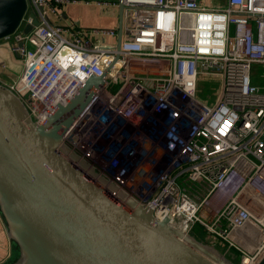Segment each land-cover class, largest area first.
Returning a JSON list of instances; mask_svg holds the SVG:
<instances>
[{
    "label": "built area",
    "instance_id": "obj_1",
    "mask_svg": "<svg viewBox=\"0 0 264 264\" xmlns=\"http://www.w3.org/2000/svg\"><path fill=\"white\" fill-rule=\"evenodd\" d=\"M91 1L26 0L0 40V67L5 52L21 71L11 80L0 71V84L40 124L103 76L64 134L68 148L157 220L185 233L199 225L211 244L237 250L239 264H255L264 245L251 254L231 235L264 227L251 209L264 207V0H120L119 49L106 41L114 29L63 24V5ZM199 77L218 80L210 105L195 96ZM216 196L225 198L218 210Z\"/></svg>",
    "mask_w": 264,
    "mask_h": 264
},
{
    "label": "water",
    "instance_id": "obj_2",
    "mask_svg": "<svg viewBox=\"0 0 264 264\" xmlns=\"http://www.w3.org/2000/svg\"><path fill=\"white\" fill-rule=\"evenodd\" d=\"M25 11L26 0H0V40L16 31ZM117 19L119 49L120 0ZM103 81L91 76L40 124L0 84V216L16 251L6 264H239L168 218L157 220L64 143ZM256 264H264V254Z\"/></svg>",
    "mask_w": 264,
    "mask_h": 264
},
{
    "label": "crops",
    "instance_id": "obj_3",
    "mask_svg": "<svg viewBox=\"0 0 264 264\" xmlns=\"http://www.w3.org/2000/svg\"><path fill=\"white\" fill-rule=\"evenodd\" d=\"M105 1H109L111 4L105 7L98 6L95 4V0H92L89 4L76 3L63 5L61 7L63 20L71 25L68 27H71L75 30L85 29L82 28V26L87 28V26L104 25L105 27L114 29L117 33L118 0ZM116 40L117 36L115 38L107 39L106 41L112 44H116ZM1 54L3 55L2 63L5 68L4 71H6L7 74H4L3 78H6L8 80L15 79L21 71V64L14 58L5 55V52H1ZM224 201L225 198L223 196H216L211 202L212 208L214 210H218L223 205ZM251 209L256 212L259 218L264 217V207H261L256 203H252ZM231 239L233 241V244L239 250L250 252L251 254H253V252L258 251L264 245V227H255L251 225L245 226L239 230H235L231 235ZM13 253V244L8 240L6 236L4 222L0 216V264H6L9 259L12 258ZM261 255L262 254H259L258 259L261 257ZM229 257L233 258L230 255ZM238 257L239 261V252Z\"/></svg>",
    "mask_w": 264,
    "mask_h": 264
},
{
    "label": "rangeland",
    "instance_id": "obj_4",
    "mask_svg": "<svg viewBox=\"0 0 264 264\" xmlns=\"http://www.w3.org/2000/svg\"><path fill=\"white\" fill-rule=\"evenodd\" d=\"M105 11H106V9H105ZM63 24L65 26H71L69 23H67L65 21L63 22ZM82 28L94 29V28H108V27H105L104 25H100V26L98 25V26H87V28L82 26ZM2 70H4V69L0 67V71H2ZM4 74H6V71H4ZM218 91H219V83H218L217 79H213L212 81H208V80H206V79H204L202 77L198 78L195 96H196V98L199 101L205 102V103H207L209 105L212 104L215 101L216 97H217ZM97 153H98L97 157H103L102 156L103 154H100L99 152H97ZM186 188H188V190L191 191L192 185L191 184H186ZM198 240L203 242V243H208V244L210 243V242H207L205 240V238L204 239L200 238ZM212 244L214 246H216L221 252L227 253L228 255L232 256L233 257V261L235 263L238 262L239 257L234 256L233 253H231V251H230V250H232V248L227 249V247L224 246V245L223 246H219V245H217V242L216 243L214 242ZM15 256H16V251L14 250L13 256H12L11 259H9V261L12 260L13 258H15Z\"/></svg>",
    "mask_w": 264,
    "mask_h": 264
},
{
    "label": "trees",
    "instance_id": "obj_5",
    "mask_svg": "<svg viewBox=\"0 0 264 264\" xmlns=\"http://www.w3.org/2000/svg\"><path fill=\"white\" fill-rule=\"evenodd\" d=\"M192 235L193 236H195L197 239H200V238H205V240L207 241V242H210V240L208 239V237H207V235H206V232L203 230V228L201 227V226H199V225H196V226H194V228L192 229ZM216 243V242H215ZM217 245H219V246H225V244L223 243V242H220L219 243V241H217ZM231 251V253H233V255L234 256H237L238 257V252L237 251H235L234 249H232V250H230Z\"/></svg>",
    "mask_w": 264,
    "mask_h": 264
}]
</instances>
